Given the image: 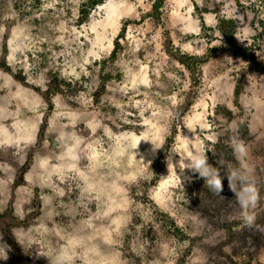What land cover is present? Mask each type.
Here are the masks:
<instances>
[{
	"label": "rangeland",
	"instance_id": "1",
	"mask_svg": "<svg viewBox=\"0 0 264 264\" xmlns=\"http://www.w3.org/2000/svg\"><path fill=\"white\" fill-rule=\"evenodd\" d=\"M0 264H264V0H0Z\"/></svg>",
	"mask_w": 264,
	"mask_h": 264
},
{
	"label": "bare ground",
	"instance_id": "2",
	"mask_svg": "<svg viewBox=\"0 0 264 264\" xmlns=\"http://www.w3.org/2000/svg\"><path fill=\"white\" fill-rule=\"evenodd\" d=\"M186 141L187 142L184 143V150H185V152H184V155H183V157H184L183 159H190L191 162H195L194 161L195 160L194 157H197V155H194L192 158L190 157V153H191L190 151L194 152V149H195V146H194L195 144L193 143L194 140L192 138H190V137H186ZM34 177H36V176H34ZM31 181H33V179H31Z\"/></svg>",
	"mask_w": 264,
	"mask_h": 264
},
{
	"label": "clouds",
	"instance_id": "3",
	"mask_svg": "<svg viewBox=\"0 0 264 264\" xmlns=\"http://www.w3.org/2000/svg\"><path fill=\"white\" fill-rule=\"evenodd\" d=\"M213 183H214V181H213Z\"/></svg>",
	"mask_w": 264,
	"mask_h": 264
}]
</instances>
